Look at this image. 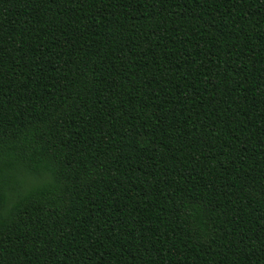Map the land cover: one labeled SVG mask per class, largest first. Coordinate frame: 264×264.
<instances>
[{"label": "trees", "instance_id": "16d2710c", "mask_svg": "<svg viewBox=\"0 0 264 264\" xmlns=\"http://www.w3.org/2000/svg\"><path fill=\"white\" fill-rule=\"evenodd\" d=\"M7 152L0 264H264V0H0Z\"/></svg>", "mask_w": 264, "mask_h": 264}, {"label": "clouds", "instance_id": "9594fccd", "mask_svg": "<svg viewBox=\"0 0 264 264\" xmlns=\"http://www.w3.org/2000/svg\"><path fill=\"white\" fill-rule=\"evenodd\" d=\"M10 159V153H0V185H3L6 181H5V173L7 171V168L9 167L8 166V163L7 161H9ZM52 183V180L49 179L47 181V184H51ZM14 205L10 204L8 202V199H7V195H5V206H4V209H3V215L5 217L8 216L10 210H11V207H13Z\"/></svg>", "mask_w": 264, "mask_h": 264}]
</instances>
